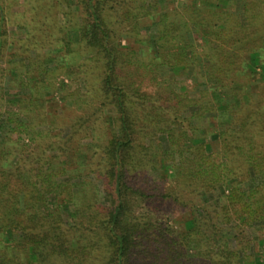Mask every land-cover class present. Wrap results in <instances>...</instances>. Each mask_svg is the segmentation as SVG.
Instances as JSON below:
<instances>
[{
    "label": "trees",
    "instance_id": "1",
    "mask_svg": "<svg viewBox=\"0 0 264 264\" xmlns=\"http://www.w3.org/2000/svg\"><path fill=\"white\" fill-rule=\"evenodd\" d=\"M160 1L75 0L73 40L68 25L56 21L58 12L72 15L64 8L69 0H24L22 13L0 0V264L259 261L253 246L264 247V0H240L241 12L233 0H181L171 9ZM11 15L27 29L23 38L8 33ZM151 24L153 38L143 31ZM194 26L202 29L201 52L185 36ZM75 52L84 56L78 66L88 89L72 94L80 112L62 137L37 128L62 125L51 99L57 87L39 74L51 77L45 61L67 67L66 55ZM192 65L208 84L193 96L161 79L162 68L177 74ZM6 75L30 89L9 102L11 109L1 93ZM256 81L254 95L247 86ZM217 131L219 148L209 152L207 137ZM161 134L168 148L147 143ZM204 193L216 198L214 206L183 228L155 212L160 202L196 206Z\"/></svg>",
    "mask_w": 264,
    "mask_h": 264
},
{
    "label": "rangeland",
    "instance_id": "2",
    "mask_svg": "<svg viewBox=\"0 0 264 264\" xmlns=\"http://www.w3.org/2000/svg\"><path fill=\"white\" fill-rule=\"evenodd\" d=\"M8 2L12 3V11L14 13H22L26 9V5L24 3V0H7ZM30 1V0H29ZM32 1V0H31ZM69 6L71 8L64 6L66 11H72V15H65L63 12H58L56 21H58L59 24L65 25L69 27V36L73 40H78L79 39V33L77 29H74L72 26V23L78 22L79 23V13H77V9L75 8V0H69ZM28 2V1H27ZM162 5H165L167 9H171L172 7H178L181 3V0H161L160 1ZM235 4V10L237 12H241V2L240 0H233ZM30 5V3H29ZM55 11V9L53 10ZM17 16L11 15L13 22L7 26L8 33L10 36H12L15 39L23 38L25 32L27 31L26 28H22L18 26L16 23L19 21V18H16ZM17 20V21H16ZM64 28L59 32L61 35H64ZM144 32H148L149 35L153 38L156 34L155 31V25L151 24L148 26H145L143 29ZM202 29L194 26L191 31H188L185 36L188 42H191L195 45L196 51L201 52L202 50V38L199 37L198 35H201ZM58 33V32H57ZM123 44H127L128 40L126 38L122 39ZM57 46L61 45L56 43ZM12 51V48H10ZM15 50V48H14ZM45 53L51 52L50 48L45 49ZM63 53H65L63 51ZM33 56H40V52L32 51ZM84 56H79L78 53H72L71 55H66L64 60H67L70 64L67 65V67L62 66L58 61L51 60V61H45L44 67L47 68L49 71L53 73L51 77L48 76L47 73H40L39 78L41 82H45L49 79H51V82L54 83V85L57 87V89L54 91L52 95V100L56 102L57 106L55 107V110H57V116L61 117V120H59V124L61 123L62 125L59 128H50V124L48 125L47 123L44 125H40L37 128L42 129V130H51L54 132H60L62 134V137L68 136V134L72 131L71 130V125L69 123V120L74 116L75 113L80 112L79 107L73 105V100H72V94H74V91H77L78 93L84 94V92L87 91L88 87L85 82L84 76L81 74L80 69H79V63L83 59ZM201 58V57H200ZM203 60V59H202ZM6 59L3 58L1 60L0 65L2 67H6ZM197 66L192 65L189 70L183 71L177 74H174L172 72L171 68H162L161 70V79H165L167 83L169 84L170 87L174 88L178 92H188L189 95L193 96L198 92L200 88H203L205 85L208 84H203L201 80L198 79L197 74ZM55 72V73H54ZM49 77V78H48ZM2 96H4V107L5 108H14V106L9 104L10 101L18 99V94L21 95H26L30 92L29 87H20L16 84V80H14V77L12 78L10 75H6L3 79V84H2ZM143 88L146 90H150L151 87L149 85H145ZM259 88V82L256 81L252 83L251 85L247 86V91L252 92L254 95L257 94ZM226 97L228 99L232 98V95L226 94ZM52 102V101H51ZM193 109H187L184 114L186 116H189L191 114V111ZM116 114L114 112L111 113L110 116H115ZM208 115L212 116L214 115L213 113H208ZM64 122V123H63ZM92 122V121H91ZM89 122V124L91 123ZM4 123V117L0 115V127ZM87 126V125H86ZM81 128V127H80ZM83 134L82 132L78 133V135L75 136L76 139H79L82 137ZM92 136V135H91ZM88 137L83 139L84 145L83 147H86L87 142L92 141V137ZM4 135L3 132L1 131L0 128V142L3 140ZM208 138V143H207V150L209 152L218 149L219 148V139H218V131L214 132L212 134H209ZM81 139V138H80ZM26 138V142H27ZM159 141L161 142L160 145H162L163 148H168V139L165 134H161L159 136V139H148L147 143L150 144V142L158 149V143ZM49 155L55 156L57 154V151L50 150L48 152ZM155 173L156 177L159 178L160 174L158 170H153ZM87 174V172H86ZM84 174V175H86ZM84 178V176L77 177L76 181H80ZM92 180H94L97 184H100L99 181H96L93 176H91ZM167 185L175 186L176 183L174 179H168ZM216 201V198L211 195L204 193L202 194L201 199L196 198V206H191L190 204L187 205H181V204H171L167 202H160L157 203L155 206V212L161 216L165 217L166 219L169 220V222L175 223L178 228H183L184 227V221L192 216L193 214L196 215H202L203 214V208L208 207L211 208L214 206V202ZM144 208V207H143ZM141 209V208H140ZM66 210V217H69V211L67 206L65 207ZM144 210V209H141ZM253 251L256 255L257 260H259L256 264H261L264 261V253L262 251L264 250V247H261L260 249H255V245L253 246ZM262 256V257H261Z\"/></svg>",
    "mask_w": 264,
    "mask_h": 264
}]
</instances>
